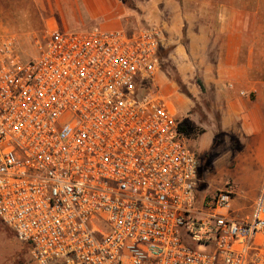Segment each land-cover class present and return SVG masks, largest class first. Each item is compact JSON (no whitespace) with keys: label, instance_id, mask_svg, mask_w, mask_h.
Listing matches in <instances>:
<instances>
[{"label":"built area","instance_id":"built-area-1","mask_svg":"<svg viewBox=\"0 0 264 264\" xmlns=\"http://www.w3.org/2000/svg\"><path fill=\"white\" fill-rule=\"evenodd\" d=\"M162 32L0 35V222L33 264H264V183L195 200L199 159L152 91ZM243 95V93H241Z\"/></svg>","mask_w":264,"mask_h":264},{"label":"rangeland","instance_id":"rangeland-1","mask_svg":"<svg viewBox=\"0 0 264 264\" xmlns=\"http://www.w3.org/2000/svg\"><path fill=\"white\" fill-rule=\"evenodd\" d=\"M72 1L0 0V35H14L22 52L34 57V40L41 39L48 30L58 29L55 24H59L62 17L65 16L68 24L73 26L74 20L65 13L70 11L69 8L75 12H81L82 8L79 2ZM118 1L125 11L122 19L126 31L156 26L162 32L158 72L152 91L159 92L170 104L177 123L184 121L191 131H196L185 137L186 144L199 159L201 171L195 200L219 192L230 180L238 191L232 202L233 210L240 216L248 215L250 203L258 196L263 183L261 185L256 178L245 183L240 175L229 170L232 165L230 154L240 143L232 135L220 132L213 78L215 66L224 54L220 26L224 18L234 23L241 15L243 19L248 18L249 35L244 38L252 50L240 53L241 60L250 63L255 72L264 77V51L260 48L264 46V0ZM202 35L206 39L211 37L210 44L204 42ZM200 82L203 90L198 86ZM254 100L250 94L249 103ZM243 121L242 117L239 124ZM200 130L204 134L196 135ZM260 172L262 175L263 170ZM0 264H33L26 247L16 241L1 222Z\"/></svg>","mask_w":264,"mask_h":264},{"label":"crops","instance_id":"crops-1","mask_svg":"<svg viewBox=\"0 0 264 264\" xmlns=\"http://www.w3.org/2000/svg\"><path fill=\"white\" fill-rule=\"evenodd\" d=\"M73 1L80 3L81 12L69 8L70 11L65 14L70 15L74 20L73 26L68 24L64 16L59 24H55L58 30L125 29L122 19L125 11L118 0ZM248 26V18L243 19L242 15L234 23L224 18L219 29L222 38L221 51L224 54L215 66L213 85L220 129L224 134L232 135L239 140L242 146L240 151L231 152L232 165L229 170L240 175L245 183L256 178L262 185L264 183V112L261 110L264 111V77L258 75L255 67L250 63L246 64L240 57L243 51H252L244 38L249 35ZM201 38L210 44L211 37L206 39L202 35ZM215 43L214 41L213 44ZM260 48L264 51V46ZM250 94L255 100L249 103ZM242 117L244 121L240 125L239 120ZM260 169L263 170L262 175ZM254 201L250 203V207Z\"/></svg>","mask_w":264,"mask_h":264},{"label":"trees","instance_id":"trees-1","mask_svg":"<svg viewBox=\"0 0 264 264\" xmlns=\"http://www.w3.org/2000/svg\"><path fill=\"white\" fill-rule=\"evenodd\" d=\"M198 86H199L200 89L203 90V85H202L201 82L198 83ZM219 128H220V126H219ZM178 130H179V132H180L184 137H186V138H188V136L191 134V132L194 131V130L191 131L189 125H188L186 122H184V121L178 123ZM194 132H196V131H194ZM220 132L223 133V132L221 131V129H220ZM202 134H204V131H203V130H200V131H198V133H197L196 135H202ZM233 141L237 142V141L234 140V139H233ZM232 149H233V146H232ZM234 149H235V148H234ZM234 149H233L234 152H236V151H240V150L242 149V146L239 145L238 148H237L236 150H234ZM197 178H198V180L201 178V171H200L199 169H198V173H197ZM24 246H25V245H24ZM25 247H26V249H27V251H28V247H27V246H25Z\"/></svg>","mask_w":264,"mask_h":264}]
</instances>
